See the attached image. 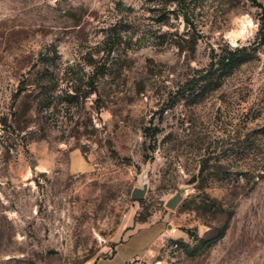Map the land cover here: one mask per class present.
I'll use <instances>...</instances> for the list:
<instances>
[{"label":"rangeland","instance_id":"rangeland-1","mask_svg":"<svg viewBox=\"0 0 264 264\" xmlns=\"http://www.w3.org/2000/svg\"><path fill=\"white\" fill-rule=\"evenodd\" d=\"M189 2L0 0V264H264V0Z\"/></svg>","mask_w":264,"mask_h":264},{"label":"trees","instance_id":"trees-1","mask_svg":"<svg viewBox=\"0 0 264 264\" xmlns=\"http://www.w3.org/2000/svg\"><path fill=\"white\" fill-rule=\"evenodd\" d=\"M165 5L167 7L174 5L176 7V10H173V13L181 14L185 21L186 31L183 35L184 37L180 38L181 42H177L176 44L177 47L182 51L189 50L191 52H194L198 45L199 40L197 39L196 36L191 35V31L196 30V27L194 26V23L192 22L191 17L188 13L191 3L189 2V0H165ZM237 56L238 54L235 53L233 55V58L235 57V60H237L238 59ZM230 63L231 62L229 61V59L226 60L225 58H223L219 62V66L223 65V67L226 68L230 65ZM213 66L214 63L212 62L211 68L208 71H206L205 74H202L199 77L196 76L195 79H193L187 84V88H189V90H194L197 87L205 88L208 85L212 84L216 74L215 72L216 70H214ZM183 97H185L184 94ZM178 99L179 98H176L175 103L179 101Z\"/></svg>","mask_w":264,"mask_h":264},{"label":"water","instance_id":"water-1","mask_svg":"<svg viewBox=\"0 0 264 264\" xmlns=\"http://www.w3.org/2000/svg\"><path fill=\"white\" fill-rule=\"evenodd\" d=\"M148 191V182L143 181L141 187H137L133 190L132 198L134 200L142 201L145 199V195ZM186 192L184 190H181L180 192L176 193L175 196H173L167 203L166 207L170 210H176L179 205L183 202L185 199Z\"/></svg>","mask_w":264,"mask_h":264},{"label":"crops","instance_id":"crops-1","mask_svg":"<svg viewBox=\"0 0 264 264\" xmlns=\"http://www.w3.org/2000/svg\"><path fill=\"white\" fill-rule=\"evenodd\" d=\"M103 261H106V260H96V259L93 260V259H91V260H87V261L80 263V264H99L100 262H103Z\"/></svg>","mask_w":264,"mask_h":264},{"label":"built area","instance_id":"built-area-1","mask_svg":"<svg viewBox=\"0 0 264 264\" xmlns=\"http://www.w3.org/2000/svg\"><path fill=\"white\" fill-rule=\"evenodd\" d=\"M134 261V262H133ZM132 262H130L129 264H139L138 261L133 260Z\"/></svg>","mask_w":264,"mask_h":264}]
</instances>
